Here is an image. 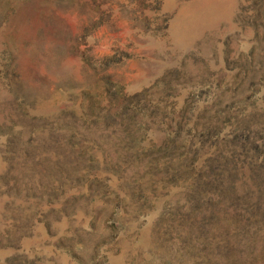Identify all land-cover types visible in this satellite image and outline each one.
<instances>
[{"label": "rangeland", "instance_id": "374dc122", "mask_svg": "<svg viewBox=\"0 0 264 264\" xmlns=\"http://www.w3.org/2000/svg\"><path fill=\"white\" fill-rule=\"evenodd\" d=\"M0 264H264V0H0Z\"/></svg>", "mask_w": 264, "mask_h": 264}]
</instances>
